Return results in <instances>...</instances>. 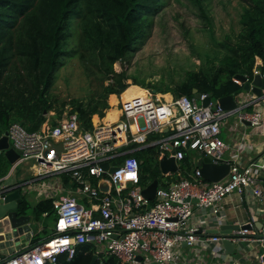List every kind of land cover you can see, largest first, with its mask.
Listing matches in <instances>:
<instances>
[{"label":"built area","instance_id":"built-area-1","mask_svg":"<svg viewBox=\"0 0 264 264\" xmlns=\"http://www.w3.org/2000/svg\"><path fill=\"white\" fill-rule=\"evenodd\" d=\"M260 66L261 62L255 63L252 75L259 74L264 91ZM233 81L241 84L235 77ZM262 95L264 98V92ZM206 97L200 93V99ZM119 104V118L89 128L81 125L73 110L53 124L44 120L33 131L19 122L8 125L9 145L18 152L12 166L25 164L30 173L17 187L26 194L36 190L40 199L52 200L55 222L49 238L32 243L30 232L28 242L18 240L0 264H54L58 254L70 259L84 244L92 246L98 259L113 256L119 264H181L180 245L198 242L206 247L214 244L215 257L224 258L217 243L230 238L205 234L201 227L204 220L191 219L195 210L208 215L205 218L222 219L219 203L234 191L249 190L258 198L262 196L252 165H241L237 158L224 159L227 144L220 136L219 121L236 113L239 122L256 127L264 123V112L242 111L241 107L224 110L212 99L202 106L186 95L166 99L151 88L123 98ZM158 134V138L150 137ZM136 145L158 146V158L170 155L179 160L184 149L195 150L213 163L229 164V170L222 179L211 182L202 177L198 167L188 176L178 167L164 174L175 173L177 179L167 187L158 183L154 199L149 200L142 194L145 185L140 161L132 155ZM105 162L115 170L104 169ZM2 181L0 201L4 200L3 193L17 188ZM100 182L107 184L105 191L99 189ZM253 220L251 217L246 223L250 229L236 231L234 238L250 239L247 236ZM258 262L264 264V253L258 255Z\"/></svg>","mask_w":264,"mask_h":264},{"label":"trees","instance_id":"trees-1","mask_svg":"<svg viewBox=\"0 0 264 264\" xmlns=\"http://www.w3.org/2000/svg\"><path fill=\"white\" fill-rule=\"evenodd\" d=\"M162 0H0V136L7 130L13 114L26 129H39L44 113L52 108L50 88L56 71L64 59L78 58L85 69L95 63L97 70L86 71L90 83H97L103 92L84 104H74L84 128L91 127V116L102 114L108 108V96L120 94L129 85L140 84L126 71L116 72L113 65L122 61L133 46L141 40L146 27ZM241 30L237 40L223 43L227 53L218 66L208 65L198 71L187 72L186 77L171 92L174 96L194 97L193 89L215 99L237 95L242 84L233 81L237 74L252 76L256 58L264 71V0H248L242 6ZM79 28L73 45V30ZM86 51V53L84 52ZM107 81V83H105ZM96 84V85H97ZM154 88V87H153ZM185 150V149H184ZM183 150V152H184ZM138 153V152H137ZM139 154V153H138ZM136 157V150L134 154ZM158 159V153H156ZM184 155L181 159L183 161ZM141 160V158H140ZM144 160L142 159L140 165ZM183 163L186 164L185 161ZM10 168L0 151V177ZM180 168V167H179ZM188 173H183L187 176ZM143 184V176L141 175ZM32 208L35 219L43 213L54 215L52 200L40 199L30 205L23 197L20 210ZM94 250L84 244L68 259L57 255L54 264H89ZM94 264H119L113 256H104Z\"/></svg>","mask_w":264,"mask_h":264},{"label":"rangeland","instance_id":"rangeland-1","mask_svg":"<svg viewBox=\"0 0 264 264\" xmlns=\"http://www.w3.org/2000/svg\"><path fill=\"white\" fill-rule=\"evenodd\" d=\"M247 1L162 0L157 11L151 15V23L146 27L144 36L122 61L114 63V70L116 72L126 71L140 84L153 90L174 89L175 85L186 77L187 72L198 71L208 65H219V60L227 53L223 43H232L237 40L236 36L241 30L242 6ZM78 31L79 28L76 24L69 42L70 45L75 43ZM84 52L86 53V51ZM87 67L88 69H85L78 58L73 60L65 58L64 62H61L50 88L49 101L52 108L44 113L45 122L53 124L65 112L72 111L74 104L78 101L86 104L95 95L103 92L97 83H90L89 77L86 76L87 70L92 72L96 70L95 63L89 62ZM126 82L129 85L133 84L132 79H127ZM166 96L168 97V95ZM212 101H215L214 97H212ZM114 102L115 98L112 96L111 104ZM197 103L200 104V100L197 99ZM108 115H111V112ZM18 118L12 114L9 123L21 122ZM220 126H222V122H220ZM165 135L167 136V134ZM160 136L161 134L150 135L151 138ZM157 152L158 146L152 147L149 151L140 152L139 157L144 160L140 165L143 184L147 185L157 179L159 185L167 187L177 177L175 173L168 176L161 172L158 159L155 156ZM196 157L195 150H184L185 159L183 161L186 164L183 161H178L181 174L194 171ZM24 169H27L25 164L16 167L13 170L12 179L15 176H21ZM45 183L46 181L43 182V184ZM26 197L32 205L33 198L37 197V191H28ZM16 210L18 213L22 212L20 208ZM54 222V215L39 216L34 222V229L40 227L44 231H40L38 236L50 235Z\"/></svg>","mask_w":264,"mask_h":264},{"label":"crops","instance_id":"crops-1","mask_svg":"<svg viewBox=\"0 0 264 264\" xmlns=\"http://www.w3.org/2000/svg\"><path fill=\"white\" fill-rule=\"evenodd\" d=\"M256 62L260 63V58H256L255 63ZM252 77L253 75L249 77L248 80L251 81ZM132 85L141 88L140 92L144 89L137 84L128 85L126 89H128V87ZM126 89L120 94H110L108 96V108H105L102 114L95 113L91 116V127L94 124L100 122L113 121L119 118V103L121 99L125 98L124 92L126 91ZM260 89L261 94L259 96L249 93L245 90H241V92L237 95H233L238 103L237 109L241 107L240 110L242 111L264 112V98L262 95L264 91L262 84ZM162 94L166 99H171L172 97H174L171 92ZM166 95H168V97ZM112 96H114L115 102L111 104ZM110 112L111 115H108ZM220 122H222V126H220ZM219 126L220 136L227 144L224 159L231 160L237 158L241 165H252L256 171L257 181L262 190V196L258 198L254 196L249 190L244 193H238L235 191L231 192L219 203L221 211L224 215L222 219L216 220L213 217L205 218L208 215L202 216V213L199 210H195L191 222H197L198 220L203 219L205 223L201 224V227L202 229L206 230L205 234L210 235L211 231L213 230L219 231V227L223 224L244 225L251 220V217H253V228L247 236L250 239L240 240L235 239V236H228L230 239L227 240H232L236 244V247L232 252L226 250L222 242L217 243V246H221V248H223L222 251L225 255L224 258L215 257V253L212 250L215 246L214 244H210V247L203 246L199 242L192 246L182 244L179 247L181 256L179 261L181 264H259L258 255L264 253V246H262V244L264 243V230L262 229V223L264 221V123L256 127H251L247 122H239L238 114L232 113L231 115H228L221 119L219 121ZM164 132H167V129H165ZM151 148L152 147H142L141 145L136 146V157L138 158L140 163L142 161V159L140 160L139 157L140 152L147 150L149 151L151 150ZM134 152L135 151H133L132 154H134ZM196 153L197 157L194 160V169L198 167L196 164L197 160L204 157L202 153L198 151H196ZM178 161L181 160L176 159L177 166L179 167ZM10 167L11 168H9L8 172L4 176L0 177V179H3L2 182L4 184L17 187L20 183H22L23 180L29 177L30 173L28 169H24L25 171L21 176H15V178L12 179V175L14 174L13 170L16 167L13 168L11 164ZM189 174L191 173H188L187 176ZM27 194L23 195L26 199H28V197H26ZM39 200L40 198L38 196L36 198H33L32 205H34ZM27 210L29 211H26L25 214L30 216L28 224L31 228L30 232L33 233L30 242H42L43 240L49 238L52 232L50 235L47 234L43 237L38 236L39 232L44 231V229L40 227L34 229V222L37 219H35L32 215V208L30 210L29 207ZM232 235H236V232H232ZM261 239H263V241ZM21 241L24 240H20V242ZM14 246L15 245L12 243L5 249L6 251H9L8 248L12 247V249L14 250ZM5 256V254L0 253V260Z\"/></svg>","mask_w":264,"mask_h":264},{"label":"water","instance_id":"water-1","mask_svg":"<svg viewBox=\"0 0 264 264\" xmlns=\"http://www.w3.org/2000/svg\"><path fill=\"white\" fill-rule=\"evenodd\" d=\"M235 78L240 81L242 84V90H245L249 93L255 94L259 96L261 94V78L259 74L253 75L251 81L245 75L237 74ZM194 98L200 100V105L207 106L210 100L212 99L210 96L206 97V99H200V92L197 89H193ZM217 103L224 110H236L237 109V101L233 95H225L216 99ZM0 151H3V154L6 160L13 165L15 160L18 158V152L10 147L7 138V130L3 132L0 136ZM158 163L160 170L163 174L175 172L178 169L176 159L174 156L163 155L158 158ZM197 166L201 172V175L204 179L216 182L222 179L229 170V164L227 163H213L207 156L200 158L197 160ZM104 169H109L110 171L115 170V167H109L108 163L105 162L102 164ZM99 189L101 191H105L107 189V184L104 182H100L98 184ZM158 187L157 179L152 180L149 184L145 185L142 189V194L149 200H153L155 196V191ZM23 193L20 188H14L12 190H8L4 195V200L0 201V253L7 254L8 252H12V247H9L6 251V247L10 244H16L18 240H24V243L28 242L30 226L28 224L30 216L25 214L26 211L21 213L17 212V208H19L20 203L23 200ZM195 201V200H194ZM250 229L249 224L244 225H232V224H223L219 227L218 230L211 231V234H217L221 236H235L232 235V232H236L240 229ZM222 244L226 250L232 252L236 244L232 240L224 239ZM264 246V243L262 244ZM98 260L96 254H93L92 259L89 264H94ZM152 264H159L153 262Z\"/></svg>","mask_w":264,"mask_h":264},{"label":"bare ground","instance_id":"bare-ground-1","mask_svg":"<svg viewBox=\"0 0 264 264\" xmlns=\"http://www.w3.org/2000/svg\"><path fill=\"white\" fill-rule=\"evenodd\" d=\"M143 91V90H142ZM140 92V88L138 86H129L128 89L124 92V97L128 98L131 96H136Z\"/></svg>","mask_w":264,"mask_h":264}]
</instances>
